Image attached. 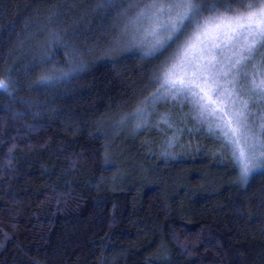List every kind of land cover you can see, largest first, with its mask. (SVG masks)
<instances>
[{"label":"trees","instance_id":"1","mask_svg":"<svg viewBox=\"0 0 264 264\" xmlns=\"http://www.w3.org/2000/svg\"><path fill=\"white\" fill-rule=\"evenodd\" d=\"M151 2L0 0V264H264V167L245 182L223 142L187 132L194 108L173 151L162 122L101 129L158 97L164 51H113Z\"/></svg>","mask_w":264,"mask_h":264},{"label":"snow or ice","instance_id":"2","mask_svg":"<svg viewBox=\"0 0 264 264\" xmlns=\"http://www.w3.org/2000/svg\"><path fill=\"white\" fill-rule=\"evenodd\" d=\"M139 16L148 21L157 51L176 49L158 91L172 92L174 99L180 96L193 105L200 118L209 122V130L222 138L247 182L252 171L264 167L253 163L258 147L259 157L264 158V143H250L254 129L249 101L238 107L233 97L239 95L237 84L245 87L242 79H247L251 66L259 69L254 75L260 79L251 80L249 99H264V0H239L238 7L223 11L209 8L206 0H152ZM221 77L231 78L230 88L221 84ZM7 87L0 81V90Z\"/></svg>","mask_w":264,"mask_h":264},{"label":"rangeland","instance_id":"3","mask_svg":"<svg viewBox=\"0 0 264 264\" xmlns=\"http://www.w3.org/2000/svg\"><path fill=\"white\" fill-rule=\"evenodd\" d=\"M145 7L141 8L139 11H136L134 16L131 18V20H127L126 22H122L119 24L117 28L116 36L118 37L116 42L113 46V51L117 52H138L143 57L146 56H152L156 55L162 51L163 60L161 61V66L159 71L157 72L156 76H153V83L156 85V93L153 96H158L157 99L152 97V95L148 96L144 101L143 104L136 109H134L132 112H129L128 115H125V117L117 119L116 123L113 125H109L105 129V124L102 126V131L109 135L110 139L114 140L118 136H132L135 134V130H141L144 126L151 125V123L155 124H161L164 123L166 126L173 132L174 135L171 134V136L168 138L169 144L168 148L170 147L169 151H173L175 149V146L177 144V141H179L183 137V129L188 126V116L192 115V111L190 108H194L193 105L189 102H187L185 99H183L180 96H177L175 99L173 98V93L169 91H165L160 89V84L163 81V73L164 70H166L167 67L171 66L172 63V57L175 53L176 49L175 47L170 49H161L157 51L154 47L155 44V37L148 34L150 25L148 21L145 19V17L139 16V13L144 10ZM155 11H159V9H156ZM223 11V9H221ZM205 15H208L205 14ZM111 52V51H110ZM259 61L257 60V63ZM226 70V68H225ZM259 69L252 68L251 66L248 67V77L247 79H242L243 84L245 87L241 88L240 84H237L236 90L239 92L238 96L233 97V99L236 100L237 106H242L241 102L244 100L249 101V109L247 111L250 112V121L253 122V129H254V135L250 133V136L252 137L250 143H256L257 145L264 143V139H261V124H264V99L261 97H253L252 99H249V96L251 93L248 91V88L251 86V80L256 79L259 80L260 76L254 75V73L258 72ZM230 77H221V84L225 88H230V85L228 81L230 80ZM173 106V108L176 110L177 116L180 117L178 122H175V118L173 113H162L161 109H164L165 107ZM190 108H189V107ZM185 107L188 108V110L185 109ZM197 112V111H196ZM198 113V112H197ZM199 115V113H198ZM160 117V119H158ZM193 118V115H192ZM180 122V127H176V124ZM204 127L202 126H192L189 128L188 133H191L193 130L194 133L198 134H206L207 136H213L215 139V142L218 144L220 142H223L219 139V136L217 134H214L213 131H210V124L207 120H203ZM183 127V128H182ZM211 127L214 128V125H211ZM134 131H132V130ZM211 132V133H210ZM218 137V138H217ZM264 158L259 157V147L257 148V160H255L253 163H261ZM238 164V162H237ZM238 168L241 172V166L238 164ZM259 168H256L253 172L257 171Z\"/></svg>","mask_w":264,"mask_h":264}]
</instances>
